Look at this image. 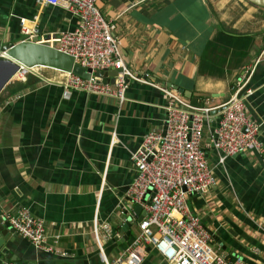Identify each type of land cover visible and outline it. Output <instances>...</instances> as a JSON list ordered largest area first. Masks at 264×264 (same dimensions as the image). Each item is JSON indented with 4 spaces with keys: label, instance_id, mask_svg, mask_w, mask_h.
<instances>
[{
    "label": "crops",
    "instance_id": "1",
    "mask_svg": "<svg viewBox=\"0 0 264 264\" xmlns=\"http://www.w3.org/2000/svg\"><path fill=\"white\" fill-rule=\"evenodd\" d=\"M65 6L0 0V47L25 39L22 18L39 30V41L58 47L60 33L77 25ZM98 6L115 21L125 65L177 90L191 106H222L250 69L241 94L264 142V7L248 0H98ZM69 74L38 66L2 91L0 206L5 217L25 207L42 219L53 250L15 231L0 242V264L112 263L137 234L132 155L148 132L163 131L169 97L132 80L121 102L66 89ZM221 115L204 116L201 140L216 183L189 203L229 260L264 264L262 157L248 150L219 161L213 131ZM126 210L135 217L129 236ZM142 264L165 260L150 248Z\"/></svg>",
    "mask_w": 264,
    "mask_h": 264
},
{
    "label": "built area",
    "instance_id": "2",
    "mask_svg": "<svg viewBox=\"0 0 264 264\" xmlns=\"http://www.w3.org/2000/svg\"><path fill=\"white\" fill-rule=\"evenodd\" d=\"M42 1L52 5L64 1L65 8L77 17L74 29L60 33L58 48L93 71L89 79L69 74L64 81L66 89L110 96L124 102L130 82L135 80L158 87L169 97L166 134L159 130L148 132L132 155L137 175L130 184L129 195L135 204L142 205L146 215L138 223L131 244L114 262L107 264H142L150 248L163 256L165 264H242L239 259L229 260L214 247L211 234L189 203L191 195L203 196L216 183L215 171L201 146L203 119L211 108L191 106L175 90L157 85L129 69L120 51L115 21L103 14L98 0ZM26 22L27 19H21L23 32L27 35L25 39L38 38L39 30L31 29ZM112 68H122L114 84L105 83L94 75L96 71L105 72ZM29 71L22 68L16 77L23 78ZM248 73L222 105L224 108L213 137L220 162L241 152L255 150L262 157L264 170L261 123L249 114L246 99L241 94L250 79V69ZM186 106L194 112L187 110ZM148 194L153 195L150 204L146 201ZM5 219L36 247L53 250L47 242L45 222L28 208L10 213ZM3 264L17 263L6 261Z\"/></svg>",
    "mask_w": 264,
    "mask_h": 264
},
{
    "label": "water",
    "instance_id": "3",
    "mask_svg": "<svg viewBox=\"0 0 264 264\" xmlns=\"http://www.w3.org/2000/svg\"><path fill=\"white\" fill-rule=\"evenodd\" d=\"M258 6L264 7V0H248ZM38 66L52 67L65 72L74 73L85 78H91L93 71L90 68H86L76 62L73 55L61 50L55 45L48 44L46 42L39 41L38 38L24 39L16 44H5L0 47V94L4 88L18 75L22 68L32 69ZM122 68H112L109 71H96L95 77L102 79L105 83H115L116 77ZM176 89H180L175 85ZM177 91V90H176ZM178 92V91H177ZM181 93H185L191 97L192 93H187L183 89H180ZM187 110L194 112V109L186 106ZM223 106L211 109L209 114H217L223 110ZM193 116V114L191 115ZM168 122L166 121L163 128V135L166 134ZM153 195H147L146 201L151 203ZM133 214L138 216V221L141 222L146 215V211L143 209L140 203L136 204L133 209ZM134 215L129 213V210L125 211L126 219L123 223V229L126 230V235H130L128 229L134 220ZM4 211L0 206V242L6 239L15 229L11 226L9 221L4 217ZM209 233L213 235V231L208 229Z\"/></svg>",
    "mask_w": 264,
    "mask_h": 264
},
{
    "label": "trees",
    "instance_id": "4",
    "mask_svg": "<svg viewBox=\"0 0 264 264\" xmlns=\"http://www.w3.org/2000/svg\"><path fill=\"white\" fill-rule=\"evenodd\" d=\"M5 88H6V87H5ZM5 88H4V89H5ZM3 91H4V90H3ZM1 94H2V92H1ZM1 94H0V97H1Z\"/></svg>",
    "mask_w": 264,
    "mask_h": 264
}]
</instances>
